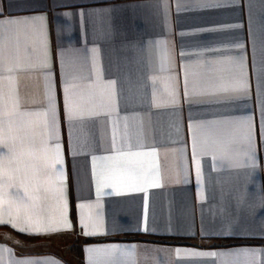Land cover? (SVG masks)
Instances as JSON below:
<instances>
[{
	"label": "crops",
	"instance_id": "crops-1",
	"mask_svg": "<svg viewBox=\"0 0 264 264\" xmlns=\"http://www.w3.org/2000/svg\"><path fill=\"white\" fill-rule=\"evenodd\" d=\"M0 221V264H264V0H0Z\"/></svg>",
	"mask_w": 264,
	"mask_h": 264
},
{
	"label": "rangeland",
	"instance_id": "rangeland-1",
	"mask_svg": "<svg viewBox=\"0 0 264 264\" xmlns=\"http://www.w3.org/2000/svg\"><path fill=\"white\" fill-rule=\"evenodd\" d=\"M76 243H78V242L77 241L75 242L74 240H71V241H63V242L61 241L59 244L57 243L55 247H58L59 250H61L65 254L68 253V255L73 256L74 255V252H75V249H76V246H77ZM32 249H36V246L35 247H32Z\"/></svg>",
	"mask_w": 264,
	"mask_h": 264
},
{
	"label": "snow or ice",
	"instance_id": "snow-or-ice-1",
	"mask_svg": "<svg viewBox=\"0 0 264 264\" xmlns=\"http://www.w3.org/2000/svg\"><path fill=\"white\" fill-rule=\"evenodd\" d=\"M242 88H246V86H243V85H242ZM0 223H4V222H3V221H0Z\"/></svg>",
	"mask_w": 264,
	"mask_h": 264
},
{
	"label": "trees",
	"instance_id": "trees-1",
	"mask_svg": "<svg viewBox=\"0 0 264 264\" xmlns=\"http://www.w3.org/2000/svg\"><path fill=\"white\" fill-rule=\"evenodd\" d=\"M93 239H88V240H86V241H92Z\"/></svg>",
	"mask_w": 264,
	"mask_h": 264
}]
</instances>
